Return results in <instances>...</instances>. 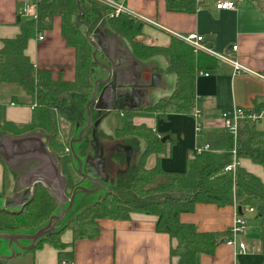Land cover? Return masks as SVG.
Here are the masks:
<instances>
[{
    "label": "trees",
    "instance_id": "16d2710c",
    "mask_svg": "<svg viewBox=\"0 0 264 264\" xmlns=\"http://www.w3.org/2000/svg\"><path fill=\"white\" fill-rule=\"evenodd\" d=\"M165 3L169 11L188 13L201 5L194 0H165ZM79 4L80 20L88 25L90 31L99 27L106 36L124 40L136 61H149L157 55H164L168 61L166 72L174 75L175 82L168 96L137 109L120 112V125L115 128L112 139L129 145L137 157L133 163L126 164L122 152L104 151L106 172L111 180L108 189L82 207L64 230H70L73 241L91 239L99 234L97 219L126 220L130 212L153 215L156 217V232L165 233L175 240L170 256L177 258L176 264H196L199 255L214 253L220 236L213 232H198L192 224L181 222L180 214L193 212L197 204H235L241 211L252 207L256 216L264 220V183L240 166H236L233 172L226 170L232 162L230 150L233 142L231 135L223 129L207 137L209 151L192 152L185 172L164 173L158 161L153 167L146 168V158L162 153L164 143L154 129L143 124L134 125L131 119L135 116L162 119L172 114L192 117V79L200 71L216 68L218 60L209 53L194 50L177 37H171L167 46L144 45L138 41L144 23L137 17L126 13L111 16V9L97 0H79ZM76 13V0H38L36 18H31V14H18L15 19L18 34L2 39L0 48V84L19 86L33 102L31 120L23 125L4 120L3 109L0 108V136L10 134L16 137L30 133L43 136L66 178L68 188L74 186L69 170L73 167V159L66 149L70 136L77 129L76 124L85 121V102L92 92L98 67L92 58L93 48L84 36L85 27L75 20ZM55 17L59 18L60 34L65 44L76 52L72 81L54 80L47 69L35 70L24 53L28 40L41 31L49 30ZM99 116L91 108L92 120ZM60 119H65L69 125V137L64 140L58 134ZM103 135L98 129V138ZM87 136L89 130L85 132ZM140 140L144 142L142 151L139 150ZM80 144L82 152L87 151L88 142L83 139L78 146ZM236 157L238 160L248 159L264 171V130L256 129L254 123L241 122ZM159 176H163L164 181L155 183ZM17 210L15 207L0 209V231L32 230L55 212L56 204L43 187L36 186L32 200L21 211ZM63 231L46 237L31 251L43 243L60 252L66 249L67 244L60 239ZM4 263L0 261V264Z\"/></svg>",
    "mask_w": 264,
    "mask_h": 264
},
{
    "label": "crops",
    "instance_id": "0c3cea01",
    "mask_svg": "<svg viewBox=\"0 0 264 264\" xmlns=\"http://www.w3.org/2000/svg\"><path fill=\"white\" fill-rule=\"evenodd\" d=\"M116 1L144 23L138 40L144 45L167 46L171 37L198 34L202 36L203 46L212 52L209 54L218 60L216 68L200 71L206 76L198 72L192 79L193 104L201 112L200 137L194 131L195 121L189 115L172 114L162 119L135 116L131 119L134 125L143 124L165 138L162 153L149 155L145 167L151 168L158 161L164 173H183L193 149L223 129L222 111L233 107L264 110V83L249 74L236 73L229 62L215 56L225 55L247 70L264 72V0H232L235 3L232 10L215 9L217 0H194L201 5L191 13L169 11L165 0ZM35 6V0H0V48L2 39L18 34L15 19L19 11L26 7L32 15ZM40 33L44 38L38 40L35 34L28 40L24 51L34 69L50 70L54 80L72 81L76 52L65 44L60 34L59 18L55 17L52 27ZM167 62V58L161 59L158 55L145 61L149 75L152 72L161 75V85L150 90L148 95V98L153 97L152 102L156 101V95L161 96L158 99L166 97L173 89L175 77L166 72ZM31 103L30 97L19 86L0 84V108L7 122L16 125L29 123ZM120 112H109L104 117L110 113L119 117ZM66 136L61 135V138L64 140ZM238 166L264 183L261 166L248 159H239ZM15 177L0 161L1 202L13 195ZM156 181H164L163 176ZM236 213L235 204H197L193 212L180 214L179 220L192 224L198 232H213L220 236L214 253L199 255L196 264H264V220L257 217L255 211L242 212L247 229L245 234L237 236V240L245 243L244 253H238L237 246L223 242ZM155 222V216L138 212H130L126 220L100 218L97 219L99 234L94 238L73 241L70 230H64L60 239L67 247L61 252L43 243L33 251L4 261V264H61L62 261L67 264H176L177 258L170 256L175 240L156 232Z\"/></svg>",
    "mask_w": 264,
    "mask_h": 264
},
{
    "label": "water",
    "instance_id": "95a60500",
    "mask_svg": "<svg viewBox=\"0 0 264 264\" xmlns=\"http://www.w3.org/2000/svg\"><path fill=\"white\" fill-rule=\"evenodd\" d=\"M76 6L75 20L85 27L84 36L93 48L92 58L97 66L105 72L103 76L95 77L93 80L92 92L85 102V121L82 123V129L79 130L77 136L75 131L68 141V149L72 155L75 171L85 179V182L74 186L70 196L66 197V178L62 175L58 164L48 150L43 136L36 133L16 137L1 135L0 160L2 163L6 164L7 154L18 157L23 163L20 168L12 171L16 175L14 193L10 198L2 201L0 209L8 210L9 207H15L18 209L16 212L21 211L32 200L36 186H41L54 200L56 210L44 223L32 230L0 231V261H7L21 253L28 252L46 237L60 233L66 228L71 218L90 202L87 199L89 194L108 189L104 185L109 180L103 158L104 150L98 140L101 120L109 112L134 110L141 107L148 98L150 90L161 85L159 73L152 72L146 79L141 70L135 71V66L122 67L127 61L126 58L132 63H135L136 60L128 52V49L127 52H124L114 39L106 36L101 28L96 27L90 31L88 25L80 20L79 0H76ZM140 39L139 37L138 40ZM98 53L102 55L104 62L96 58ZM91 108L100 114L95 120L90 117ZM77 126L78 124H76ZM89 129V136L84 139L88 142L91 151L94 152V156L92 158L87 156L81 160L74 145L83 141V135ZM164 141L165 138L162 137L161 142L164 143ZM37 148L48 153L51 160L35 157L38 160V165L28 164L31 162L29 153ZM117 151L125 155V162L129 164L132 148L129 145L121 144ZM80 194L82 197H79ZM237 212L241 214L240 208L237 209Z\"/></svg>",
    "mask_w": 264,
    "mask_h": 264
},
{
    "label": "built area",
    "instance_id": "2783aa9c",
    "mask_svg": "<svg viewBox=\"0 0 264 264\" xmlns=\"http://www.w3.org/2000/svg\"><path fill=\"white\" fill-rule=\"evenodd\" d=\"M38 0H35L37 2ZM98 2H101L102 4L108 6L111 9L110 15L111 16H117L119 13H126L132 16H135L132 12H130L128 9L124 8L122 4L118 3L116 0H97ZM214 8L217 10H232L235 8V3L232 0H217L214 2ZM19 13L23 16H27L29 13L27 11V8H22ZM137 17V16H135ZM31 18H36V14L33 13L31 15ZM138 18V17H137ZM44 37L39 32L37 33V39L42 40ZM181 40H183L186 44L191 46L194 50L203 51L206 53H212L209 49L203 46L202 44V36L198 34H188L186 36H180ZM235 49V47H233ZM218 59L229 62L233 67L236 73H245L249 74L252 77L258 79L262 83H264V72H255L251 70H247L243 68L237 61H233L225 55H215ZM202 75L206 74L201 73ZM33 106V102L31 103V107ZM192 117L195 121L194 123V131L196 134H198L201 130V124L199 122L201 112L198 108L193 107L192 109ZM264 117V110H248V109H242L238 107H233L227 110L222 111L221 113V121H222V128L224 131H226L228 134L232 137L233 146L230 150V153L232 155V162L230 165L226 167L227 171H234L236 166H238V159L236 157V148H237V140H238V132H239V125L243 121H247L249 123H256L260 119ZM68 149H66L67 151ZM209 145L207 143H203L199 146H196L193 151L195 154H199L204 151H209ZM193 154L191 155V157ZM243 211L248 213H253L254 209L252 207H245L241 214L236 213L234 217V221L232 226L228 230V236L225 238L224 242L228 246H237L238 247V253H244L246 246L244 242H240L237 240L238 235L245 234L247 226H246V219L243 217ZM61 264H67L66 261H62Z\"/></svg>",
    "mask_w": 264,
    "mask_h": 264
},
{
    "label": "rangeland",
    "instance_id": "374dc122",
    "mask_svg": "<svg viewBox=\"0 0 264 264\" xmlns=\"http://www.w3.org/2000/svg\"><path fill=\"white\" fill-rule=\"evenodd\" d=\"M115 42H116L117 45L120 46V48L124 52H127L128 44L124 40L115 39ZM128 52H129V50H128ZM96 58L99 61L104 62V58L102 57V55H100V53H98L96 55ZM158 58L165 59L166 57L164 55H158ZM126 59H127V61H126V63L124 65H122V67L135 66L136 67V68H134L135 71L139 72L141 70V72L143 73V75H144V77L146 79L149 77V70L145 69L146 68L145 61H136V62L134 61L135 63H132L128 58H126ZM104 73L105 72L103 70H101L99 67L96 68V72H95L96 77H101V76L104 75ZM159 93H161V90L159 91ZM159 97H161V96L160 95H156L154 99L157 100ZM152 101H153V97L150 96L148 98V100L146 101L145 105L151 103ZM119 125H120V120H119V117H118V115L116 113H110L109 115L104 117L103 120L101 121V125H99V127H100L99 130L101 129L104 132V135L106 137L104 135L103 136H99L98 140H99V143L102 145L104 151L110 152L112 150H117V148L121 145L120 141H115L114 139H112L114 137V130ZM254 127L256 129H258V130L264 129V118H263V120L260 123H258V122L254 123ZM68 130H69L68 122L65 119H60V121H59V131H58L59 136L60 137H61V135L65 136L67 134L66 138H68L69 137V131ZM72 135H73V133H72ZM198 135L200 137L199 133H198ZM198 140L201 141L200 138H198ZM143 148H144V142L142 140H140L139 150L142 151ZM90 151H91V148L88 147L86 152H90ZM107 154H109V153H107ZM136 157H137V155L132 153V156L130 158V162L133 163L135 161ZM30 161L31 162H29L28 164H31L33 166L38 165V160H37V158H35V156L34 157L31 156ZM183 162H185V160H182V163ZM72 177H73V180H77L78 179V177L74 173H72ZM157 182L158 181H155V183H157ZM68 192L71 193V190L68 191ZM104 193H105L104 190H100L98 192L89 194L87 199L90 200V201H93V200L97 199L100 195H103ZM1 203L2 202L0 201V204Z\"/></svg>",
    "mask_w": 264,
    "mask_h": 264
},
{
    "label": "flooded vegetation",
    "instance_id": "af4514ba",
    "mask_svg": "<svg viewBox=\"0 0 264 264\" xmlns=\"http://www.w3.org/2000/svg\"><path fill=\"white\" fill-rule=\"evenodd\" d=\"M80 129H82V123L81 124H79L78 126H77V129H76V136H77V134H78V132H79V130ZM69 131V130H68ZM89 131H90V129H89ZM84 137H85V133H84V135H83ZM84 137H83V139H84ZM76 146L78 145V143L77 144H75ZM74 145V149H75V151L77 152V154L80 156V158H81V160L83 159H85V157H87V156H89V157H93L94 156V152L93 151H90V152H86V151H84V152H82V144H80L79 146H75ZM68 149V148H67ZM69 153H70V151H69V149L67 150ZM86 152V153H85ZM29 155L30 156H32V157H42V158H45V159H48V160H51L50 159V156L48 155V153H45V151H42L41 150V148H37V149H35V150H33L32 152H30L29 153ZM103 158H104V154H103ZM5 162H6V164L4 165L9 171H14L15 169H17V168H20V166L22 165V163H23V161L21 160V159H19L18 157H16V156H13V155H11V154H7L6 155V159H5ZM70 176H71V179H72V183H74V186H76V185H81L82 183H84L85 182V179L84 178H82V176L81 175H78L77 173H76V171H75V167L73 166V167H71L70 169ZM72 171V172H71ZM72 173H74L77 177H78V179L77 180H73V177H72ZM108 182H109V180H107L105 183H104V185L107 187L108 186ZM74 186L72 187V188H68L67 186H66V189H65V194H66V197H69L70 196V192H68V191H70V190H72L73 188H74ZM79 197H82V194H80L79 195Z\"/></svg>",
    "mask_w": 264,
    "mask_h": 264
}]
</instances>
